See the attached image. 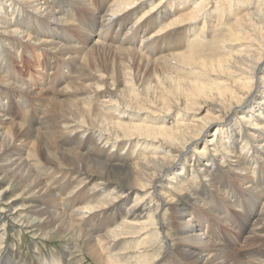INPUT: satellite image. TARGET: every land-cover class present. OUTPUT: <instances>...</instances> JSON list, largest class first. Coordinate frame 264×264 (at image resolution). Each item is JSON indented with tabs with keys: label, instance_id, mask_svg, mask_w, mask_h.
<instances>
[{
	"label": "bare ground",
	"instance_id": "obj_1",
	"mask_svg": "<svg viewBox=\"0 0 264 264\" xmlns=\"http://www.w3.org/2000/svg\"><path fill=\"white\" fill-rule=\"evenodd\" d=\"M0 3V100L19 51L49 70L16 92L17 122L0 104V180L25 200L10 218L112 264H264V0ZM150 74L161 103L141 97ZM4 221L0 264H22Z\"/></svg>",
	"mask_w": 264,
	"mask_h": 264
},
{
	"label": "rangeland",
	"instance_id": "obj_2",
	"mask_svg": "<svg viewBox=\"0 0 264 264\" xmlns=\"http://www.w3.org/2000/svg\"><path fill=\"white\" fill-rule=\"evenodd\" d=\"M1 8L2 7L0 6V12H2ZM177 10L181 11V12L185 10L184 12H188L190 10V7L188 5H185V6L179 5V6H177ZM252 11H254V9H252ZM200 19H202V18H200ZM210 20H214V18L209 17L208 21H210ZM203 21L204 20L199 21L198 27H200L202 25ZM43 29H45V32L47 34L48 29H49V25H46ZM47 37H48V35H46L44 38L46 39ZM91 38H95V35H92ZM206 50H208V49H206ZM161 51L162 52H160V53H162V55L168 54V52H169V50H167V49H165V50L163 49ZM208 51H211V53H208V54H213L212 50H208ZM31 52H33V51L30 50L25 55L23 53H20V51L18 52V58L15 59V61L11 64V66H9V70L14 73V75L16 77V81H14L13 83L11 82L10 85H8L9 86V90H7L8 96H6L5 99H3L1 97V100H0L1 106L4 107L3 109L9 108L8 111H9L11 119L13 120V123L18 121V118L20 116L19 111L21 110V106H20L21 99L19 100V98H18L19 95H17L16 92L20 93L19 92L20 89H23V90L26 89L27 86L31 85L30 83L33 81L34 82L35 81L36 82L41 81L40 79L42 77H45L46 76L45 74H48V72H49V70H43V72H41L42 68L45 69L44 68L45 65L43 67L38 66V64H36V59L40 63L42 61L43 57L42 58H36V56L33 55ZM158 53H156L155 55H157ZM160 53L157 56H159ZM260 65L264 71V60L261 61ZM63 75H64V73H63ZM150 75H151L150 76L151 80L150 79L147 80L149 83L147 81H143L145 83V85H144V83H142L143 85H140V89L142 90L141 91L142 92L141 97H144V95L146 93L145 90L147 88L154 90V91H155V89H158V91L156 90V92H157L156 95L160 96L159 98H154V97L149 98L148 97L147 99L148 100L157 99L158 103H161L162 101L160 99H163V98L167 97V95H168L166 93L167 90H165V89H167V83L168 82L165 80V78H161L158 82H156L157 78H153L154 75L152 77V74H150ZM153 81H155V82H153ZM149 84L150 85L153 84V85L147 86ZM188 108L189 109H188L187 115L183 114V116H182V122L185 124L190 123L192 118L197 120L199 118H202L206 114L205 110H203L200 107L193 106V107H188ZM143 116H145V115H143ZM213 117H215V116H213ZM175 119H177V118L176 117L172 118V120H170L169 124L174 123L173 121ZM215 120H217V122H219V119H217V117H215ZM218 127H219L218 123H212L209 126H207L205 131L203 132L204 137H205L204 139H211L212 138L211 134ZM25 155H26V153L23 155V157H26ZM161 156H162V154H156V158H159ZM191 157L192 156L190 154V157L188 158V161H187L188 164L192 163ZM163 160H164V158H159V159H156L154 161L161 163ZM164 162H167L166 158H165ZM174 172L178 173L179 172L178 168ZM1 178L2 177H0V179ZM4 181L5 180H0V189L5 187V186H10V185H13V187L9 193H7V194L3 193L2 194V198H4V200H5L3 203L5 205L0 206V208L5 209V210H3L5 213L3 211H2L3 213L0 212L1 213L0 218L2 220L4 219L5 220L4 222H6V230H7V237H8L6 240V244H5L6 249L2 252L3 254H5L8 249H13L15 254L20 257V261L22 264H36V263L41 264L45 260H46L45 262L50 263V260L52 258L59 260L61 262V264H101L103 261L104 262L102 264H110V263L112 264V262H110L109 259H106V257L103 254L100 255L101 252L97 248L93 247L95 250H97L100 253H97V254L92 253L94 250L93 248H92L93 250L91 249V252H90L89 249L87 247H85L84 243L80 242V240L78 241V239L75 236H73L71 241H66V240H64V238H58L55 236H53L52 238H49L48 236L45 235V233H43V231H38V228L35 227L37 220L34 219L35 218L34 216L28 215L24 219L25 221H23V220H22L23 222L19 221L20 223L15 222L14 219L9 217V214L16 212V214H14V216H15V215H18L21 213L19 219L22 218L23 211H21V210L18 211L17 208L19 209V208H21L20 206L24 205V203H25V200H23L24 196L21 195L20 190L16 189V185H17L16 183L15 184L10 183L9 180H6L5 182ZM20 189L23 190V188H20ZM18 196H21V197H18ZM132 199H133V197H132ZM8 202L10 203V206H11L10 211L7 208ZM151 207H153L155 209L156 205L147 206L146 208L151 209ZM25 214H27L26 211H24V215ZM168 217H169V215L167 216V218ZM102 233H99L97 236H99ZM151 240L155 243L154 239H151ZM89 246H91V243L89 244ZM94 252H96V251H94ZM3 254H2V257H4ZM7 258L10 259L9 257H7ZM165 260H166V262L173 264L176 259L172 255V256H167V258Z\"/></svg>",
	"mask_w": 264,
	"mask_h": 264
}]
</instances>
